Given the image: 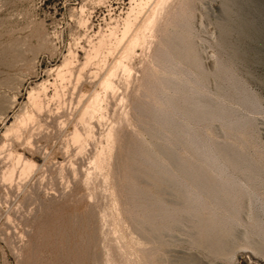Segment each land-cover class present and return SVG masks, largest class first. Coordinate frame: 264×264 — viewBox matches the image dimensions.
Here are the masks:
<instances>
[{"label": "rangeland", "instance_id": "rangeland-1", "mask_svg": "<svg viewBox=\"0 0 264 264\" xmlns=\"http://www.w3.org/2000/svg\"><path fill=\"white\" fill-rule=\"evenodd\" d=\"M15 156L0 264H264V0H0L1 177Z\"/></svg>", "mask_w": 264, "mask_h": 264}, {"label": "bare ground", "instance_id": "bare-ground-1", "mask_svg": "<svg viewBox=\"0 0 264 264\" xmlns=\"http://www.w3.org/2000/svg\"><path fill=\"white\" fill-rule=\"evenodd\" d=\"M152 18V17H151ZM156 18V17H155ZM133 19H131L130 17H127L126 19H125V22H124V31H123V34H127L128 32H130L131 31V29H132V26L134 25V23H133ZM151 21V20H150ZM138 24V23H137ZM147 28L150 26L149 24H146L145 25ZM142 33V32H141ZM140 36H142L141 34H139ZM140 36H138V35H136L135 37H133V38H131L128 42H127V44H126V52H125V55L127 56V55H129L130 53H132L133 54V52H132V49H133V45H134V43L135 44H137L136 42H138L141 38H139ZM143 37V36H142ZM124 40V39H123ZM122 40V41H123ZM120 41L121 40H117V41H115L116 43H115V47L118 45V44H120ZM123 43V42H122ZM104 45H105V41H104V39H101L100 41H99V43H98V45L94 48V51L95 52H100L101 50H102V48L104 47ZM121 45V44H120ZM119 45V46H120ZM104 49V48H103ZM105 50H106V47H105ZM117 51V50H116ZM119 51V50H118ZM117 51V52H118ZM102 53V52H101ZM132 54H130V56L132 55ZM127 58H129V57H127ZM69 59L68 58H65L64 59V61H63V66L62 67H67L68 65H69ZM119 62V61H118ZM71 63V62H70ZM116 63V62H115ZM118 64V63H117ZM117 64H115V65H117ZM124 64V63H123ZM118 67H119V65H117ZM122 66V65H121ZM113 68V70L111 71V75L110 76H108L107 78H104V79H102V81H101V87H103L104 89H111L114 85H113V83H112V78H111V76L113 77V75H115L116 74V71L119 69V68ZM123 67V66H122ZM61 68H59V70H58V73L60 74V73H62V71H63V69H61ZM126 70V69H125ZM73 72V71H72ZM66 74H69V76H71L72 75V73H71V70H69V68L65 71V74H62L61 76H65L66 77ZM73 76V75H72ZM43 85V84H42ZM42 88V87H41ZM34 90L36 91V89L34 88ZM33 89H31V92H29V95H28V101H29V103L31 104V106H32V109L35 111V113H37V111H39V110H41L42 108H47V107H44V103H42L41 101L42 100H40V96L39 95H41V94H36L37 92H35ZM38 91V90H37ZM43 91V90H42ZM39 92H40V90H39ZM106 92V91H105ZM57 94V93H56ZM110 94H112V93H110ZM97 96V95H96ZM40 97V98H39ZM45 97H46V95H45ZM43 99V98H42ZM46 101V100H45ZM99 97H95V99H94V103L95 104H99ZM102 102V101H101ZM94 103H93V105H94ZM42 104H44V105H42ZM92 104V103H91ZM99 107V106H98ZM91 108H93L90 104L88 105V107L87 108H85V109H82V117L80 118L82 121H84V120H86V119H84L87 115H90L91 114V112H90V110H91ZM94 109V108H93ZM100 109V108H99ZM45 111H47V110H45ZM50 111V110H49ZM23 112V111H22ZM34 112H28V111H24L21 115L19 114V115H17L16 116V118H15V122H14V124H12L11 125V128H12V126H13V130H14V132H13V130H12V132L13 133H15V140H17V138H18V136H19V134L21 133V131H23V133H25L26 131H25V129L28 127V124L30 125L31 123H29L30 121H33V120H35L34 119V114H33ZM41 113V112H40ZM77 113V112H76ZM94 113V112H93ZM40 117V116H39ZM74 118V117H73ZM87 118V117H86ZM38 119V121H36ZM35 121L37 122V124H38V122H40L39 121V118H37ZM42 120V119H41ZM86 122V121H85ZM90 122V121H89ZM34 123V122H33ZM81 123V122H80ZM83 125V124H82ZM61 126V125H60ZM85 126V125H84ZM11 128H9V130L11 131ZM62 128V127H61ZM79 128V127H78ZM85 128V127H84ZM87 128H89V127H87ZM86 128V129H87ZM29 129V128H28ZM39 130V129H38ZM31 131V130H30ZM85 131V130H84ZM87 131H89V130H87ZM29 132V131H28ZM43 132V131H42ZM86 132V131H85ZM30 133H32V132H30ZM30 133H28V135L30 134ZM60 133V132H59ZM40 134V133H39ZM43 134V133H42ZM73 134V133H72ZM88 133L86 132V135H87ZM108 134V133H107ZM30 135H32V134H30ZM81 135V133L78 131V130H76L75 132H74V135H73V138H72V140H73V142L75 143V141L76 142H78V137ZM110 135H111V133L110 134H108V137L107 138H109L110 137ZM75 136V137H74ZM32 137V136H31ZM82 137V136H81ZM80 137V138H81ZM20 138V137H19ZM30 138V137H29ZM38 138V137H37ZM21 139H22V136H21ZM110 140V139H109ZM17 141H20V139L19 140H17ZM81 142H82V140H81ZM65 144V143H64ZM66 145V144H65ZM63 148V147H62ZM9 152V151H8ZM10 153V152H9ZM75 153V152H74ZM4 156V155H3ZM14 156V155H13ZM12 156V157H13ZM7 157V156H6ZM16 157V156H15ZM17 158V157H16ZM4 160H6V159H4ZM14 160V159H13ZM12 160V162H13V164H11V165H9V166H11V167H9V170L7 171L6 169H4V170H6L7 172L4 174V178L3 177H1L2 179H0V180H10V181H8V183L10 182H12L11 181V179L13 178V176H14V173H15V171H17L19 174L18 175H21L22 176V178L20 177V179H23V175H25L26 176V174H28L29 175V173L31 172V175H32V171H34V169L36 168V165L32 162V161H30L29 159H27V158H25V157H21V156H19L15 161H13ZM1 162V161H0ZM5 162V161H4ZM12 162H9V163H12ZM3 163V162H2ZM2 163H1V165H2ZM6 164V163H5ZM4 164V165H5ZM8 164V163H7ZM72 164V163H71ZM1 165H0V167H1ZM5 167L6 168H8V165H5ZM0 170H2V169H0ZM62 170V169H61ZM76 170V169H75ZM73 172V171H72ZM1 173V172H0ZM35 173V172H34ZM1 174H3V173H1ZM17 174V173H16ZM16 174H15V176H16ZM24 176V177H25ZM16 178V177H15ZM19 178V177H18ZM27 178V177H26ZM19 179V180H20ZM24 180L25 179H23V180H21L22 182H24ZM5 182V181H4ZM19 182L20 181H18V186H20L21 184H19ZM41 182V181H40ZM2 183V182H1ZM6 183H7V181H6ZM13 185H15V182L13 181ZM34 183V182H33ZM5 184V183H4ZM26 184H27V182H26ZM3 185V184H2ZM33 185V184H32ZM40 185H42V184H40ZM9 186V185H8ZM13 187V186H12ZM40 190V189H39ZM63 192V191H62ZM16 195V194H15ZM47 195V194H46ZM56 196V195H55Z\"/></svg>", "mask_w": 264, "mask_h": 264}]
</instances>
